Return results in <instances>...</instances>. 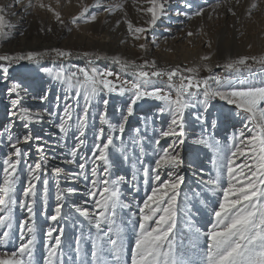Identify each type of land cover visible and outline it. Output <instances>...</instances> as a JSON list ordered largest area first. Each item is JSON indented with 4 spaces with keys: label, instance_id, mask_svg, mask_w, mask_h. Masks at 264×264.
Masks as SVG:
<instances>
[{
    "label": "snow or ice",
    "instance_id": "snow-or-ice-1",
    "mask_svg": "<svg viewBox=\"0 0 264 264\" xmlns=\"http://www.w3.org/2000/svg\"><path fill=\"white\" fill-rule=\"evenodd\" d=\"M16 2L25 10L37 7L50 12L68 31L72 30L69 23L96 22L101 12L109 16L125 12L123 0H94L91 5L81 0L79 12L66 22L57 10L60 0L57 8L44 0ZM176 4V14L187 20L206 13L196 0H176ZM13 6L0 7V39L5 41L16 30L6 20L15 14L10 12ZM258 7L256 2L250 4L249 17ZM173 8V0H144L136 8L145 18L142 26L127 19L125 12L128 35L145 40L138 45L141 51L146 50L148 33L170 19ZM227 12L236 15L232 7ZM120 23L117 20L116 26ZM49 56L53 63L85 59L87 66H42L40 62ZM201 59L206 62L210 57ZM97 61L111 62L131 79L100 70ZM24 62L36 64L49 78H31L32 98L40 102L36 110L24 103L32 95L23 85L29 77L12 76L16 66L28 73L36 71L25 68ZM215 67L224 74H214L209 63L159 67L155 60L138 63L87 51L74 56L56 47L0 54V82L8 100L6 119L0 123V264H41L37 259L41 244L42 264H264V53L230 57ZM201 68L209 75L200 77ZM113 95L122 100L110 110ZM217 100L224 107L209 122V110ZM148 101L158 103L141 112L138 125L131 127L139 106ZM192 109L198 110L192 116L200 132L190 139L187 113ZM231 121H236L231 135L226 140L217 138L221 126ZM17 124L23 132L16 130ZM44 124L56 131L34 134L33 126ZM46 137H54L55 143L47 144ZM33 141L37 159L30 148L25 150ZM195 146L211 154L207 179L205 169L189 159L198 151ZM49 151L51 159L68 167H50ZM114 157L130 165V179L113 176ZM188 171L194 186L185 200L203 195L200 202L208 214L203 224L193 220L190 208L181 207ZM53 182L55 191L50 193ZM80 182L85 184L87 199L77 202L72 198L78 193L74 185ZM141 184L147 189L141 202H126L123 186L138 194ZM50 196L55 201L51 215L47 213ZM17 209L24 218H17ZM39 216L50 222L46 228L39 225ZM69 227L73 239L66 247Z\"/></svg>",
    "mask_w": 264,
    "mask_h": 264
},
{
    "label": "rangeland",
    "instance_id": "rangeland-1",
    "mask_svg": "<svg viewBox=\"0 0 264 264\" xmlns=\"http://www.w3.org/2000/svg\"><path fill=\"white\" fill-rule=\"evenodd\" d=\"M29 1V0H28ZM35 4V0H31ZM45 3H50L53 8H57L56 0H44ZM81 0H60V6L57 8L61 12L62 18L66 22H70L71 17L76 15L80 10ZM109 3H119L121 0H106ZM125 12L127 14L126 18L131 20L135 25L142 26L144 24V17L136 11L137 7L143 5L144 0H123ZM197 3L204 5L206 7V13L203 18H193L187 20L185 17L184 23L177 27L173 33H167L159 35L158 42L165 40L164 44L150 43L151 38L147 37L146 50L141 51L138 47L139 44L145 43L144 39L135 40L128 35L127 26L123 23L125 17V12H117L112 15H107L101 12L98 15L97 21L93 23H83L80 22L78 25L68 24L72 30L68 31L67 28L61 27L53 18L52 14L46 10L34 7L32 13L31 22L21 26L17 33L14 34L13 39L3 40L0 39V54H12L17 52H24L28 50L44 51L45 49L51 48H61L64 50H70L74 53V56L82 52H95L101 54L119 55L123 58L129 60H136L138 63L142 62L143 59L149 61L155 60L159 67H175L180 66H201L203 63H209L213 66V73L216 75H223L224 70L222 68L215 67L216 64H223L227 58H235L238 56H252L260 55L264 53V2L262 0H196ZM252 2H256L259 7L254 10L249 17L247 13V8ZM17 7L19 2L16 0L11 2ZM29 3V2H28ZM84 4L91 5L94 0H83ZM176 3V2H175ZM1 4V0H0ZM209 4L215 5L220 4L219 8L213 10L207 7ZM175 6L172 10L175 13ZM232 7L236 12V15L227 12V8ZM210 14V15H209ZM121 20L119 27L116 26V21ZM24 20H21V22ZM51 28L52 31L47 29ZM41 29H44L43 31ZM19 31H23L24 35H19ZM188 32H192L193 35L190 37L187 35ZM149 36V34H148ZM170 40V41H169ZM124 41V43H121ZM211 41V47H208V42ZM170 42V43H169ZM49 45L50 47L44 49H34L36 45ZM13 50V51H10ZM209 56L210 60L202 61L201 57ZM180 61V62H179ZM61 63L64 66L71 68L75 65L77 68L86 67L87 60L76 59L66 60L63 62L57 61L53 63L52 56L46 57L40 62L42 66L56 68ZM25 68L36 69L35 72H25L24 69H20L16 66L15 71L12 72L13 77L18 76H28L29 79L23 80V85L25 88H29L32 95L24 98V103L26 106L31 107L33 110L40 108V102L33 99L32 96L35 95V91L32 88V77L42 76L46 80L49 79L44 73L38 71V66L36 64H30L24 62ZM96 66L100 70H111L118 72L121 79L128 80L131 79L130 75L123 72L117 66L113 65L109 61H97ZM74 70V69H73ZM187 75V74H186ZM209 75L208 72L204 71L202 68L200 70L199 76L204 77ZM49 85H45L47 88ZM163 86V85H161ZM7 99V93L5 91V86L0 89V109L3 104L2 100ZM112 104L110 105V110L119 104L122 100L121 97L113 95L111 98ZM27 101V102H26ZM32 101V103H30ZM35 102V103H34ZM2 103V104H1ZM158 102L148 101L146 104L142 103L138 110L135 118L130 121L131 127H136L139 123V115L141 112H148L149 105H154ZM7 105V104H6ZM213 107L209 110L208 120L216 114L222 107H224L223 102L214 101ZM232 107V106H228ZM228 110V108H225ZM198 111L197 109L189 110L187 113V119L189 123V133L190 139L195 137L200 132V124L193 118L192 113ZM4 117L0 119V123L4 122L6 119L5 108L2 109ZM98 123V121H97ZM236 121H231L228 125L221 126L217 133V138L226 140L232 132V124ZM142 127V125H141ZM227 129V131L225 130ZM18 132H23L22 127L17 124ZM44 131L55 132V129H50L47 124L44 125H34V134L43 135ZM92 134L89 133V144L91 143ZM45 142L49 145L55 143L54 137H46ZM36 143L30 146H25V150H31L33 159H37L38 154L36 152ZM2 147V145H0ZM198 148L195 156L189 155V159H194L198 166H202L205 169L204 179H207V174L211 170L210 165V153L203 149L201 146H195ZM5 152L7 149L4 150ZM50 156V167L51 166H62L61 160L51 159ZM115 159V167L112 169L113 176L124 175L126 178H131V168L130 165L123 162L122 159ZM239 162V161H238ZM214 174V173H213ZM188 178V183L184 186V191L181 193L180 201L181 207L187 210L191 209L193 213V220L199 224H203L207 219V210L204 205L200 202L203 199V195L198 198H192L190 200H185V194L189 197L192 193L189 191L190 187H193V176L191 171L186 173ZM2 176V172H0ZM51 178V177H50ZM62 185L64 184L61 181ZM78 189L77 195L73 196L72 199L80 202L81 200L87 199L85 193V184L80 182L74 185ZM199 191V188L196 189ZM50 193L55 191V183L53 182L49 186ZM147 189L140 185V191L137 194L133 192L129 185L123 186V196L126 202L139 203L142 200ZM133 197L135 200L133 201ZM209 199H214V197L209 196ZM55 206L54 196L49 198V206L47 208V213L51 215L52 208ZM64 211L69 212V208L66 207ZM16 216L18 219L24 218V214L20 212L19 209L16 210ZM38 223L41 228H46L50 222H47L43 216L38 217ZM73 239V229L69 227L67 229V234L65 237V246L67 247V241ZM187 240L185 245H187ZM42 244L37 251V259L41 261L42 264Z\"/></svg>",
    "mask_w": 264,
    "mask_h": 264
},
{
    "label": "bare ground",
    "instance_id": "bare-ground-1",
    "mask_svg": "<svg viewBox=\"0 0 264 264\" xmlns=\"http://www.w3.org/2000/svg\"><path fill=\"white\" fill-rule=\"evenodd\" d=\"M12 1H14V0H1L0 7H3L5 5H13L11 3ZM28 2H29L28 0H23V3L25 5H27ZM175 2H176V0H173V4L177 5ZM10 12L11 13H15V14L6 16V20L9 23H11L12 25L16 26V30L14 31V34L18 32V30L21 28V26H24V25L28 24L29 22H31L32 19H34V18H32L33 10H31V9H28V10L23 9L21 7L20 3H18L17 7H12L10 9ZM21 20H24V21L21 22ZM184 20H185L184 16H178L176 14V11H175V13H173L171 11L170 12V19L162 20L161 22H159L158 26L153 31H150L148 33L149 34L148 37L151 38V40H150L151 42L150 43H153V41H155L156 44H159V45L160 44L161 45L164 44V42H165L164 39L161 42H158L159 35L167 34V33H173L176 30L177 27L181 26L184 23ZM166 29L168 31H166ZM14 34H13V36H14ZM48 47H50V46L47 45V44H45V45H36L34 47V49L39 50V49H44V48H48ZM10 51H13V50H10ZM3 86H4V84L2 82H0V89ZM26 97H28V96H26ZM2 102H3V104L1 103L2 105H1V109H0V119L2 117H4V115L2 113V109L5 108V105L8 103V100L7 99L5 101L2 100ZM30 103H32V101Z\"/></svg>",
    "mask_w": 264,
    "mask_h": 264
}]
</instances>
